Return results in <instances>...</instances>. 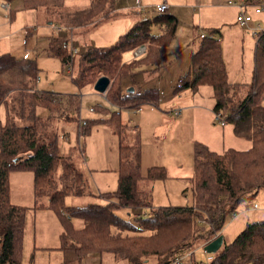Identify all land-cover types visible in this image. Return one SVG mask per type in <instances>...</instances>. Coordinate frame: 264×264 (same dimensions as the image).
<instances>
[{
  "label": "trees",
  "instance_id": "16d2710c",
  "mask_svg": "<svg viewBox=\"0 0 264 264\" xmlns=\"http://www.w3.org/2000/svg\"><path fill=\"white\" fill-rule=\"evenodd\" d=\"M1 1L11 6L10 17L21 9H43L52 17L47 24L73 27L75 31L97 27L114 16V0H88L86 6L74 9L64 7L61 0ZM177 24L172 15L157 14L137 21L112 45L87 47L75 60L72 81L81 87L107 77L108 102L119 109L156 105L153 90L127 93L123 82L135 73L154 75L172 62L167 47ZM154 28L158 29L157 34H153ZM209 35L214 37L200 38L174 92L210 86L212 110L226 114V124L232 125L234 135L248 140L250 147L217 154L196 143L193 173L188 179L194 205L152 209L150 216H136L132 222L115 211L150 207L148 195L139 184L166 178L163 167H150L146 176L141 175L138 133L135 132L132 145L124 146L122 135L127 125L119 113H110L104 122L119 138V179L117 190L101 197L114 198L115 203L66 207L65 197L90 194L87 177L70 156L59 152L57 143V129L71 123L78 127L79 100L36 90L38 68L34 60L0 55V112H4L3 120L0 118V264H35L34 253L23 260V242L26 215L39 208L53 211L60 223V244L55 249L60 254L58 264H82L92 255L105 254L120 261L117 263L144 264L154 260L156 264H173L221 231L230 214L242 205L248 208L257 192L264 191V28L254 36V68L250 82L243 86L247 92L242 99V87L227 80L219 37L213 32ZM64 42L61 37L49 39L62 67L70 61L69 53L62 48ZM140 46L145 48L140 58L123 62L124 54ZM39 110L44 114L39 115ZM87 131L88 127L83 133ZM61 134L68 138L67 133ZM19 155H25V159L14 164L12 160ZM14 169L33 174L35 203L31 208L10 203L8 178ZM73 219H81L83 227L75 229ZM204 223L207 230L201 226ZM208 264H264V220L247 223L232 242L223 238L221 248Z\"/></svg>",
  "mask_w": 264,
  "mask_h": 264
},
{
  "label": "rangeland",
  "instance_id": "374dc122",
  "mask_svg": "<svg viewBox=\"0 0 264 264\" xmlns=\"http://www.w3.org/2000/svg\"><path fill=\"white\" fill-rule=\"evenodd\" d=\"M86 1L61 0L66 8L81 7ZM157 14L155 9L148 10V12L142 14V17H151ZM49 19H52V17L43 9L18 10L11 17V24H8V16L2 14V20L5 22L8 31L14 29L13 26L21 28L18 33L10 38L1 37L0 34V54L10 53L16 58L34 60L38 68L36 90L57 93L62 99L75 96L79 100L77 117L78 120H85L86 125L78 129L75 124L71 123L62 126V130L57 129V132H59L57 143L59 152L70 156L72 162L87 177L89 185L87 191L90 194L81 197H65L66 207L115 203L114 198L106 200L101 197V195L115 192L119 179V138L112 128L104 122L110 118L112 112L119 113L122 121L127 125V129L122 135L124 146L132 145L135 135L133 130L137 127L141 175L146 176L147 169L150 167H156L157 169L163 167L166 175L164 179H155L152 183L139 184V188L148 195L150 207L119 208L115 211L119 217L130 222L136 216H150L152 209L190 207L194 205V197L188 179L193 173V151L196 143H201L217 154H222L227 149L238 151L249 149L250 142L235 136L231 124L227 123L221 129L214 122L212 110L214 102L212 98L213 89L210 86L201 85L195 91L186 89L174 92L170 88L171 76L162 77L161 80H158V83L151 81L153 83L148 86L158 89L160 94L158 105H143L137 110L115 108L109 102L103 101L101 95L94 92L92 85L78 87L72 81L71 75L66 73L67 68L61 66L60 60L54 55L49 46V38H65L67 36L65 32L57 33L52 25H48ZM122 19L123 17L113 16L97 27L88 26L77 31L75 29L73 33L74 47L81 53L89 46L100 48L113 44L115 41L113 36L120 31H122L120 32V35H122L125 31L122 25L125 19L121 21ZM215 23V28L219 30L222 36L221 46L226 65L227 80L229 83L231 81L243 83L247 77H250L249 74L253 69L254 42L252 39H248L249 37L243 38L242 31L231 22L228 23L230 26L224 27L219 22ZM229 27H232L233 30H228ZM185 28V23L179 20L178 29L181 34ZM179 39H182L181 35H179ZM186 50L187 48L181 50L180 54L183 55ZM122 60L123 62L130 60V53L124 54ZM188 63V60L182 61V67L186 68ZM143 82L142 74L135 73L124 80L123 91L129 88H133L135 92L148 89L140 86ZM176 82L177 80H174L173 84H177ZM246 92V87H242L239 99L244 98ZM191 100L195 105L192 109L196 112L195 116L190 118V110H186L181 115L182 120L180 123L174 121L175 118L171 116L172 111L178 108L185 110ZM90 108H93L94 111L90 112ZM38 114L43 115L44 111L39 110ZM86 127H88V131L83 133ZM61 131L67 133L68 138L65 139ZM31 174L29 170L23 169L10 171L9 200L12 205L26 208L34 206ZM251 202L257 204L259 209L251 211L245 209L244 205L240 206L236 218L230 220L228 217L221 231L217 233L226 242H232L245 229L247 223L264 220V191L259 190ZM26 216L23 260L27 261L30 254L34 253L33 247L37 251L49 250L57 254L55 249L60 244L61 226L55 213L46 208H39L35 210L33 216L30 212ZM72 225L75 229H81L84 223L81 219H73ZM201 226L204 227V230H207L205 223ZM193 251V257L187 258L180 264L209 263L206 261L208 254L203 251L200 245L196 246ZM56 256L51 255L44 262L49 261L48 264H55L58 259ZM93 256L95 255L85 259L82 264H94ZM102 257H105L103 264H126L113 261L108 254L102 255ZM38 258L36 264H41L42 260L39 255ZM144 264H156V261L150 260Z\"/></svg>",
  "mask_w": 264,
  "mask_h": 264
},
{
  "label": "crops",
  "instance_id": "0c3cea01",
  "mask_svg": "<svg viewBox=\"0 0 264 264\" xmlns=\"http://www.w3.org/2000/svg\"><path fill=\"white\" fill-rule=\"evenodd\" d=\"M226 1L227 0H140L139 6H136L135 0H129V1L114 0V9H113L112 14L114 16H117V17H123V19L121 21H123L125 19L123 24H122L123 28L125 30L123 34H125L128 30H130L137 21L153 17V16L142 17L143 16L142 14L144 12H148V10H154L155 6L158 5L159 3H162V2H165L167 4V7H168L167 12L165 14H169V15H172L173 17H175L178 24H179V20H182L185 23L186 28L182 34H181V32H179L178 24H177L175 36L167 47V49L170 53V58H171L172 62L170 64L166 65L161 71H159L158 73H156L154 75L147 76L146 74H142V78H143L144 82L140 86L142 88H148L149 90H153L155 92V94L157 95L156 105H154V106L158 105V99H160V94H159V91L156 87L152 88V87H148V86H150V84H152L153 82L158 83V80H161L162 77L171 76L172 79H170V82H171L170 88L173 89V91H174L175 86H176V84L175 85L173 84L174 80H177L176 83H178L179 79L186 74V72L188 70V66L190 64L191 56L196 50V47H197V44L200 40L201 34L209 35L210 32L216 33L217 35L214 33L213 34L216 35L217 37H219L220 45H222V41H221L222 36H221L219 30L215 28V26H216L215 22H219V24H221L222 27L227 26L229 22L235 24V26L237 28L239 27L236 25V22H235L237 9L230 7V6H227ZM233 1L239 2V1H247V0H233ZM249 2H251L252 4L258 3L255 0H252ZM2 4H7V3L0 0V34H1V37L10 38V37H13V35H15V33H18L21 27L13 26L14 29L11 28L12 29L11 31L7 30V28L5 26V22L2 20V14H3V16L4 15L8 16V18H9L8 24H11V17H10L11 6L8 4V8L4 9V8H2ZM87 4H88V0L86 1V3H84L83 6H86ZM83 6H81V7H83ZM78 8H80V7H78ZM150 8H153V9H150ZM68 9H74V8H68ZM263 13L264 12H262L258 15H253V20L250 24L251 28L256 27L257 25H259L261 29L264 28L263 27L264 26V15H263ZM48 25H50V24H48ZM228 26H230V25H228ZM239 29L244 34L243 38L249 37L248 39L253 40L254 49H255L254 37L248 31L241 29L240 27H239ZM228 30L231 31V30H233V28L229 27ZM120 32H122V31H120ZM120 32L116 33L117 35L113 36L115 38L113 40L116 41L120 36L123 35V34L120 35ZM152 32H153V34H157L158 29L154 28L152 30ZM87 34H85V35L87 36ZM179 35H181V37H182L181 40L179 39ZM62 38L64 39V37H62ZM185 48H187V50L183 53V55L180 54L181 50H183ZM221 49H222V46H221ZM254 49H253V63H254ZM2 54H10V53H2ZM131 57L132 56L130 54V60H131ZM222 58L224 61L223 49H222ZM130 60H128V61H130ZM186 60H188L189 63H188V66L186 68H184V67H182V61H186ZM128 61H125V62H128ZM253 68H254V65H253ZM175 71L177 73H174ZM252 71H253V69H252ZM252 71L249 74L250 77H247V79L243 83H237L236 81H231L230 84L239 85L241 87L245 86L246 84H248L250 82ZM151 81H153V82H151ZM148 89H143L142 91L148 90ZM213 104H214V102H213ZM150 106H153V105H150ZM193 107H195V105H194L193 101L191 100L189 102L188 106L185 107V110H182L180 108L177 109V110H180L179 115L174 114V112L176 110L172 111L171 116L175 118L173 120L177 121V123H180V121L182 120L181 115L186 110H190V118L194 117L196 112H194L195 110H192ZM212 108H213V105H212ZM206 112H208V111H206ZM3 116H4V112H3V110H1L0 118L2 120H3ZM139 124H142V123H139ZM223 127L219 126V128H221V129ZM133 132L134 133L137 132L138 136H139V132L137 130V127L135 130H133ZM31 175H32V180H33V174H31ZM8 180H9V178H8ZM31 187H32V182H31ZM245 209H247V208H245ZM240 212H242V211H240ZM30 213H32V216H33L35 211L30 212ZM26 218H27V216H26ZM32 246H34V245H32ZM33 251H34V263L35 264H36V260H39L38 255L42 260L41 264H48L49 261L48 262H44V261L48 260L51 255H55V256L58 255V256H56V257H58V259H57L55 264H58L60 261V254L58 252H57V254H54V253L50 252L49 250L37 251L35 247H33ZM104 258L103 257L101 258V257H98L97 255H95V256H93L92 259H94V264H103Z\"/></svg>",
  "mask_w": 264,
  "mask_h": 264
},
{
  "label": "built area",
  "instance_id": "2783aa9c",
  "mask_svg": "<svg viewBox=\"0 0 264 264\" xmlns=\"http://www.w3.org/2000/svg\"><path fill=\"white\" fill-rule=\"evenodd\" d=\"M124 1H129V0H124ZM139 1L140 0H135V4L136 6H139ZM226 5L236 8L237 9V13H236V17H235V22L237 24V26H239L241 29H244L246 31H248L253 37L255 36V34L261 30L260 26L257 25L256 27L251 28L250 24L253 20V15H258L260 13H262L264 11V0H260L257 4H252L251 2H247V1H233V0H227L226 1ZM2 8L6 9L8 8V4H2ZM167 4L165 2L159 3L158 5L155 6V11L158 14H165L167 12ZM53 29L59 33V32H65L66 33V37H65V42L62 45V48L64 50H66L69 55H70V61L67 64L66 68V73H68L69 75L72 74L73 72V68H74V60L75 58L79 55L78 50L74 47L73 41H74V29L73 27H61L58 25H53ZM205 37H209V38H213V35H205V34H201L200 38H205ZM145 52V48L144 46H140L137 49L133 50L130 54H131V58L132 59H137L140 58ZM108 91V90H107ZM107 91H105L103 94H99L101 95V97L103 98V101L108 102V98H107ZM262 101L264 102V93L262 95ZM112 105V104H111ZM114 106V105H113ZM116 108V107H115ZM90 112L94 111L93 108L89 109ZM180 110H176L174 112L175 115H179ZM214 114V122L220 126L223 127L226 125V114H224L221 111H213ZM86 125V121L83 119L78 120V129H80L82 126ZM249 210L251 211H256L259 209L258 205L253 203L250 204L248 206ZM238 215V212L235 211L234 213L230 214L229 218L230 220H234L236 218V216ZM218 234H213V236L206 242L203 243V245H201V247L203 248V246H205L207 243H209L210 241H212L213 239H215V237ZM194 255V251L190 252L189 254L186 255V257H181V258H177L175 259V261L173 262V264H180L181 262H183L184 260H186L187 258H190L191 256ZM212 260V255L208 254V256L206 257V261L210 262ZM199 264H204L203 262H200Z\"/></svg>",
  "mask_w": 264,
  "mask_h": 264
},
{
  "label": "water",
  "instance_id": "95a60500",
  "mask_svg": "<svg viewBox=\"0 0 264 264\" xmlns=\"http://www.w3.org/2000/svg\"><path fill=\"white\" fill-rule=\"evenodd\" d=\"M93 90L97 94H103L105 91L108 90L110 86V80L107 77H99L94 83H93ZM127 93H133L134 89L129 88L126 90ZM25 159V155H19L15 157L12 162L14 164H18L22 162ZM223 244V237L221 235H217L215 239L207 243L205 246H203V251L207 254H216L217 251L221 248Z\"/></svg>",
  "mask_w": 264,
  "mask_h": 264
}]
</instances>
